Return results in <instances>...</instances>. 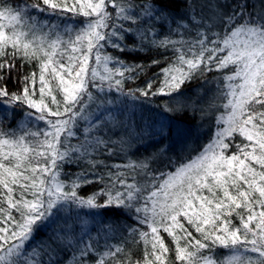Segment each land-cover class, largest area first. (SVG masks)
<instances>
[{"label":"snow or ice","instance_id":"snow-or-ice-1","mask_svg":"<svg viewBox=\"0 0 264 264\" xmlns=\"http://www.w3.org/2000/svg\"><path fill=\"white\" fill-rule=\"evenodd\" d=\"M179 2L182 15L164 0H0V73L10 76L17 58L35 61L39 69L25 77L20 92L0 87V264H125V248L107 240L92 257L101 232L106 236L118 226L102 221L93 237L80 210L109 207L127 210L147 229L130 230L133 242L143 244L136 264H264V0ZM69 12L84 17L80 27L64 23ZM146 44L171 51L175 60L161 69L159 88L149 81L126 89L143 66L108 50L125 53ZM212 71L224 81V112L216 117L212 140L174 171L157 174L151 163L170 150L164 141L172 130L138 127L135 109L168 96L164 112L191 108L195 115V102L186 105L181 89ZM117 100L124 105L119 114L112 110ZM21 106L24 119L12 128ZM215 107L201 108V116ZM145 136L161 145L152 157L112 165L98 158L115 156ZM70 164L84 167L66 182L63 169ZM101 167L108 169L107 179L98 174ZM94 182L103 185L98 192L78 194ZM162 233L172 240L174 262ZM214 247L229 254L218 261Z\"/></svg>","mask_w":264,"mask_h":264},{"label":"trees","instance_id":"trees-1","mask_svg":"<svg viewBox=\"0 0 264 264\" xmlns=\"http://www.w3.org/2000/svg\"><path fill=\"white\" fill-rule=\"evenodd\" d=\"M9 3L23 5L24 3H32V0H8ZM71 3V0H69ZM165 5L168 7L169 11H173L177 15L183 14V8L180 5L179 0H164ZM41 19H43V14L33 13ZM56 19V18H52ZM84 17L76 16L69 12L65 14L64 23L72 25L74 27H80V21ZM57 22H59L57 20ZM157 31H160L159 29ZM167 32V28L163 30V33ZM163 33H161L159 38H163ZM174 39H179V37H173ZM190 39V37H189ZM108 51L112 52L113 55L118 56L120 59L124 60L128 64H140L143 66V71L139 73L134 80H129L125 84L126 89L144 88L149 81H153V89L159 88L161 82L164 79L161 69L168 66L175 60L171 51L164 52L163 49L157 50L155 47L147 45L137 51H128L125 53H119L113 49ZM153 60L158 61L157 64L152 65ZM111 66V65H110ZM37 72L39 69L36 66V62L31 63L25 62L19 58L15 61V68L12 70L10 76L7 70H4L0 75L4 76L3 80H0V87L5 83L7 84L8 90L10 92H20L24 87L25 77L30 76L32 72ZM223 76L221 73L212 71L204 77L197 76L190 83H186L182 89L183 100L187 104L195 102L196 112L193 115L191 108H187L183 114L179 113H168L163 111L162 102L171 100L168 96H157L154 98V103L151 106L137 107L136 112V124L138 127H142L145 123L152 125L154 128L158 127L160 124L171 128V134L164 141L165 144H169L170 150L167 152L166 156H161L158 160L151 163V168L156 170L157 174L160 170L167 172L175 170L182 163L188 162L190 159L196 157L209 143V138L213 136L216 132V117L224 112L221 106L223 101L219 95L220 89L223 86ZM38 88V85H37ZM113 97L118 94L112 93ZM39 93L37 92L36 98L38 99ZM123 99V98H120ZM214 102L217 107L211 109L208 114L201 116L200 109H207L209 104ZM129 107H131V103ZM172 106H175V101L172 102ZM124 108V105L117 100L116 104L112 106L113 112L119 114V112ZM25 108L23 106L16 109L17 115L13 120L12 128H16L17 122L24 119ZM31 111V110H29ZM37 126H40L37 122ZM224 127V125H220ZM4 128H8V124L5 123ZM181 132L182 135H177V132ZM190 134V137H185L186 134ZM114 139L118 137H113ZM241 137L236 135L234 137L235 143H240ZM235 143L229 149V154L235 152ZM161 147L157 143V138L155 136H145L143 139H133L129 146L125 148L122 152H117L115 156L108 157L107 155H101L98 157L105 161V163L112 164H127L129 161H140L146 158L152 157L154 153L157 152L158 148ZM169 161L171 163L169 164ZM167 165V166H166ZM84 165L77 166L76 164L66 165L63 169L62 179L66 182L71 181L74 176L80 173ZM115 171V169H113ZM122 171H124L122 169ZM129 173V182L131 181V170H127ZM108 169L101 167L98 169V174L105 175L107 179ZM137 180L143 181L144 177L139 175L136 177ZM103 185L99 182L84 184L78 189V194L87 198L93 193L98 192ZM105 197H99L100 203L104 202ZM82 213H86L85 219L88 223V230L93 237H96L97 232L100 230V224L102 221L112 224L113 226H118L115 231L107 233L105 236L102 232L100 234V247L99 252L92 253L93 259L97 258L100 253L105 250L104 241L107 240L109 245L115 246L120 245L125 248L126 255H122L121 259L124 260L125 264L130 259L132 264H136V261L143 259V244H137L133 242L131 235V229H143L147 230L145 226L139 225L134 219L130 217L132 213L127 212V210L116 207H109L98 210L82 209ZM235 224H239V219L235 216L232 217ZM190 230L193 235L199 238V234L195 233L194 229ZM48 230L45 229L40 235H44ZM166 243L173 251L170 252V261H175L174 246L170 237L166 233H162ZM138 239V237H137ZM206 254L211 255L212 253ZM213 253L215 254V259L223 260L228 254L229 250L221 247H214ZM89 264H93L92 260Z\"/></svg>","mask_w":264,"mask_h":264},{"label":"rangeland","instance_id":"rangeland-1","mask_svg":"<svg viewBox=\"0 0 264 264\" xmlns=\"http://www.w3.org/2000/svg\"><path fill=\"white\" fill-rule=\"evenodd\" d=\"M222 128H223V127H222ZM214 134H215V133H214ZM214 134H213V136H214ZM213 136H212L211 138H209V139H210L209 142L212 140ZM185 137H187V138L190 137V134L187 133V134L185 135ZM190 138H192V137H190ZM206 145H207V144H206Z\"/></svg>","mask_w":264,"mask_h":264}]
</instances>
